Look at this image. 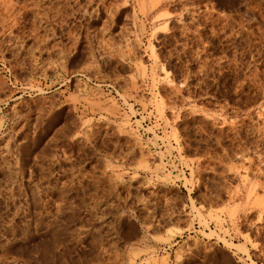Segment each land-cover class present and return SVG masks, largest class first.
<instances>
[{
	"label": "rangeland",
	"instance_id": "374dc122",
	"mask_svg": "<svg viewBox=\"0 0 264 264\" xmlns=\"http://www.w3.org/2000/svg\"><path fill=\"white\" fill-rule=\"evenodd\" d=\"M0 264H264V0H0Z\"/></svg>",
	"mask_w": 264,
	"mask_h": 264
},
{
	"label": "bare ground",
	"instance_id": "6f19581e",
	"mask_svg": "<svg viewBox=\"0 0 264 264\" xmlns=\"http://www.w3.org/2000/svg\"><path fill=\"white\" fill-rule=\"evenodd\" d=\"M233 245H234V244H233ZM235 245L239 247L240 244H235ZM241 246H242V245H241ZM238 247H237V248H238ZM242 247H243V246H242ZM238 249H242V250H244L243 248H238ZM242 250H241V251H242Z\"/></svg>",
	"mask_w": 264,
	"mask_h": 264
}]
</instances>
